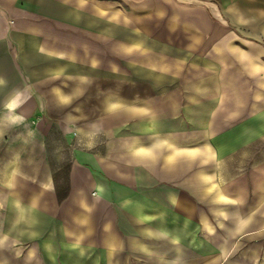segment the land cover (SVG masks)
<instances>
[{
    "label": "crops",
    "instance_id": "0c3cea01",
    "mask_svg": "<svg viewBox=\"0 0 264 264\" xmlns=\"http://www.w3.org/2000/svg\"><path fill=\"white\" fill-rule=\"evenodd\" d=\"M259 149L264 0H0V264H264Z\"/></svg>",
    "mask_w": 264,
    "mask_h": 264
},
{
    "label": "rangeland",
    "instance_id": "374dc122",
    "mask_svg": "<svg viewBox=\"0 0 264 264\" xmlns=\"http://www.w3.org/2000/svg\"><path fill=\"white\" fill-rule=\"evenodd\" d=\"M144 2V1H143ZM146 3V2H144ZM261 148V146H259ZM37 151H30V153L33 155ZM36 157L33 159L28 160L27 162L33 163L32 166H23L19 168L21 171H23L25 174L31 177V179H35L38 181H45L49 178H54L56 181L60 182L64 175L61 173L56 172L54 168H48L39 165L42 162V158L37 157V154H34ZM264 156V150L259 149L255 150L254 152H242L239 154L236 163L234 161L228 162L227 166L223 168L225 171V175H231L237 171L244 170L246 168V164L250 162V160L253 157V160L256 161ZM3 162L1 159L0 163ZM6 168L0 165V181L3 180ZM37 183V182H36ZM36 183H31L30 186L34 185L36 186ZM62 184V183H61ZM4 185L0 182V223H5L6 221V212H7V192L1 191L4 189H1ZM54 219L51 218L49 221H53ZM262 243L263 241L261 239H257L254 241L253 246V255L250 256V253L246 256V250L250 251L249 247L246 249L245 247L240 248L239 247V254H238V262L236 264H262L261 263V252H262ZM253 259V260H251Z\"/></svg>",
    "mask_w": 264,
    "mask_h": 264
}]
</instances>
